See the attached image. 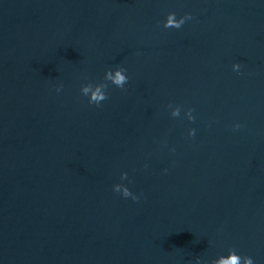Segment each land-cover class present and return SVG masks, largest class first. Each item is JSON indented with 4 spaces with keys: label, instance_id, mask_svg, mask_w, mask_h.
I'll use <instances>...</instances> for the list:
<instances>
[{
    "label": "water",
    "instance_id": "95a60500",
    "mask_svg": "<svg viewBox=\"0 0 264 264\" xmlns=\"http://www.w3.org/2000/svg\"><path fill=\"white\" fill-rule=\"evenodd\" d=\"M229 248L264 264V0H0V264Z\"/></svg>",
    "mask_w": 264,
    "mask_h": 264
},
{
    "label": "clouds",
    "instance_id": "9594fccd",
    "mask_svg": "<svg viewBox=\"0 0 264 264\" xmlns=\"http://www.w3.org/2000/svg\"><path fill=\"white\" fill-rule=\"evenodd\" d=\"M192 19V15L190 13H184V15L177 16L175 12L169 11L164 15V20L162 27L165 29L168 28H175L179 29L186 20ZM241 65L239 63H233V68H240ZM238 75L240 71L236 72ZM105 79L111 81L113 84L117 85L118 87H123L128 82V75L127 72L120 68H115L110 71L105 72ZM56 91H60V87L56 88ZM81 92L88 98V103L99 106L102 101H105L107 97L104 94L103 88L99 85H84L81 88ZM193 109H187V117L188 120L193 121L195 117L193 116ZM178 110H173L172 115H177ZM233 129H238L241 127L239 123H234L232 125ZM195 133L194 128L188 129V136H193ZM113 192H119L122 197H128L130 193L128 192L127 188H124L120 185L113 186ZM133 201L137 200L138 197H133ZM212 264H254V260L250 255H242L237 253L235 250L229 248L227 250L226 255H219L217 258L212 262Z\"/></svg>",
    "mask_w": 264,
    "mask_h": 264
}]
</instances>
